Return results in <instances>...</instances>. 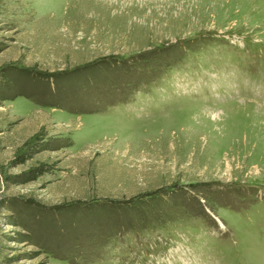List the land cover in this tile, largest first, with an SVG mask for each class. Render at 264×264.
<instances>
[{
	"label": "rangeland",
	"instance_id": "obj_1",
	"mask_svg": "<svg viewBox=\"0 0 264 264\" xmlns=\"http://www.w3.org/2000/svg\"><path fill=\"white\" fill-rule=\"evenodd\" d=\"M0 264H264V0H0Z\"/></svg>",
	"mask_w": 264,
	"mask_h": 264
}]
</instances>
